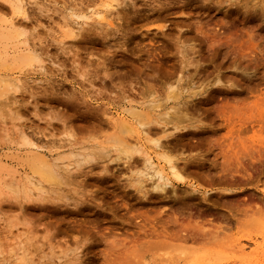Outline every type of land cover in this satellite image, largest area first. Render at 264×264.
<instances>
[{
	"label": "rangeland",
	"instance_id": "1",
	"mask_svg": "<svg viewBox=\"0 0 264 264\" xmlns=\"http://www.w3.org/2000/svg\"><path fill=\"white\" fill-rule=\"evenodd\" d=\"M19 1L0 264H264V0Z\"/></svg>",
	"mask_w": 264,
	"mask_h": 264
},
{
	"label": "bare ground",
	"instance_id": "2",
	"mask_svg": "<svg viewBox=\"0 0 264 264\" xmlns=\"http://www.w3.org/2000/svg\"><path fill=\"white\" fill-rule=\"evenodd\" d=\"M17 1H19V0H17ZM19 2H20V1H19ZM19 2H15V3H19ZM111 2H113V1H111ZM111 2H110V3H111ZM19 4H20V3H19ZM111 4H113V3H111ZM115 5H116V4H115ZM14 6H15L14 8H18V10H19V8L21 7V6L19 7L18 4L14 5ZM109 6H110V5H109ZM117 6H118V5H117ZM114 7H115V6H114ZM112 8H113V7H112ZM113 9H114V8H113ZM15 10H16V9H15ZM18 10H17V11H18ZM114 10H115V9H114ZM114 12H115V11H114ZM115 14H116V13H115ZM114 17H115V16H114ZM11 27H12V25H11ZM15 29H16V28H15ZM11 31H13V29H11ZM13 32H14V31H13ZM15 32H16V35H17V30H15ZM15 32H14L13 34H15ZM9 34H10V33H9ZM11 34H12V32H11ZM19 81H20V80H19ZM44 101H46V100H44ZM47 101H48V100H47ZM133 110H134V109H133ZM133 110H132V111H133ZM133 114H134V115H138L137 113L135 114L134 111H133ZM133 114H131V115H133ZM99 123H100V122H99ZM101 124H102V123H100V125H101ZM96 125H97V124H96ZM103 125H104V123H103ZM105 125H106V124H105ZM102 127H103V126H102ZM96 128H97V127H96ZM122 129H123V128H122ZM61 131H62V129H61ZM145 131H147V130H145ZM149 132H150V131H149ZM134 140H135V139H134ZM117 141H118V140H117ZM35 155H36V154H35ZM146 159H147L146 161L150 162V158H149V157H147ZM43 161H44V160H43ZM46 161H47V160H46ZM54 161H55V160H54ZM169 162H170V160H169ZM150 164H151V162H150ZM168 164H169V166H167V169L169 170V172H170L173 176L176 177V169H175V165H174L173 163H171V162L168 163ZM48 165H49V164H48ZM40 166H42V163H41ZM53 166H54V165H53ZM48 167H49V166H48ZM40 168H41V167H40ZM40 168H39V169H40ZM42 168H43V170H44V167H42ZM36 169H37V168H36ZM45 171H46V169H45ZM42 172H44V171H42ZM160 173H161V172H160ZM163 173H164V172H163ZM35 174H36V173H35ZM40 174H41V172H40ZM44 174H45V177H47V176H48V177H47V178L44 177V178L42 179L43 173L41 174V178L39 177V178H40L41 180H43V181H44V180H45V181H46V180H47V181L50 180V179H49L50 176H51V180L54 179V178L56 177L55 175H52V172H51V175H50V173H49L48 170H47V172H45ZM38 175H39V174H38ZM157 175L160 176V177H159L160 179H159V178H158V179L161 180V182H164L165 185H166V182H167V178H165L166 175H165V176H164L163 174H162V175L157 174ZM53 176H55V177H53ZM54 180H55V179H54ZM159 182H160V181H159ZM161 182H160V183H161ZM33 183H34V182H33ZM35 184H36V183H35ZM35 184H33V185H35ZM39 185H40V184H39ZM162 185H163V184H162ZM36 186H38V185H36ZM163 186H164V185H163ZM241 250L243 251V248H242V247H241Z\"/></svg>",
	"mask_w": 264,
	"mask_h": 264
}]
</instances>
